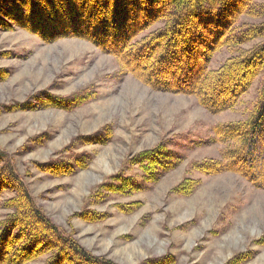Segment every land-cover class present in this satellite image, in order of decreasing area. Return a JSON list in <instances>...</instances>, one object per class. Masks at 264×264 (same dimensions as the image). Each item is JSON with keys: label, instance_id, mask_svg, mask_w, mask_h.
I'll use <instances>...</instances> for the list:
<instances>
[{"label": "rangeland", "instance_id": "1", "mask_svg": "<svg viewBox=\"0 0 264 264\" xmlns=\"http://www.w3.org/2000/svg\"><path fill=\"white\" fill-rule=\"evenodd\" d=\"M227 55L226 50L216 54L210 66H219ZM0 68L9 73L0 81V149L37 205L92 254L118 264H145L164 255L176 259L172 264H230L251 253L242 264H264V244L258 243L264 237V189L233 172L207 174L192 167L196 160L221 158L212 125L245 119L261 76L234 110L213 114L192 96L153 90L131 74L121 75L114 56L88 41L45 43L22 28L0 30ZM87 88L92 99L74 111L6 109L38 102L41 92L66 96ZM90 136L110 139L84 140ZM162 142L184 156L178 167L134 194L102 192L94 198L111 175L139 178L142 170L132 159ZM78 154L93 157L87 169H76ZM54 159L72 162L75 172L53 177L36 166ZM187 178L198 184L181 194L176 188ZM12 196L7 192L3 200ZM130 202L138 208L126 212L121 205ZM84 209L106 218L86 221L78 217ZM7 212L1 207L0 219ZM45 258L28 264H43Z\"/></svg>", "mask_w": 264, "mask_h": 264}, {"label": "trees", "instance_id": "2", "mask_svg": "<svg viewBox=\"0 0 264 264\" xmlns=\"http://www.w3.org/2000/svg\"><path fill=\"white\" fill-rule=\"evenodd\" d=\"M16 28L45 43L65 38L88 41L114 56L121 75L131 74L153 90L192 96L213 114L234 110L261 76L248 116L212 125L213 142L220 144L221 158L196 160L192 167L207 174L233 172L264 189V0H0V30ZM250 42L254 44L247 47ZM224 50L228 53L225 59L211 67L215 55ZM8 76V71L0 68V81ZM90 88L66 96L45 91L37 96L38 102L25 101L6 109L74 111L92 99ZM109 139L84 138L97 143ZM92 158L78 154L73 155L76 166L64 159L36 166L58 177L74 173L73 166L87 169ZM183 160L181 152L162 142L132 159L142 170L139 178L131 173L111 175L97 187L94 198L99 200L103 193L139 192L145 182L158 180ZM195 184L187 178L176 190L190 194L198 182ZM7 192L13 196L3 200ZM121 206L133 212L138 203ZM1 207L8 212L0 219V264H28L44 256L43 264H118L92 254L57 225L37 205L8 154L0 149ZM78 217L89 222L106 218L93 209H84ZM258 243L264 244V237ZM250 254L241 253L230 264H242ZM175 260L164 255L145 264H172Z\"/></svg>", "mask_w": 264, "mask_h": 264}]
</instances>
